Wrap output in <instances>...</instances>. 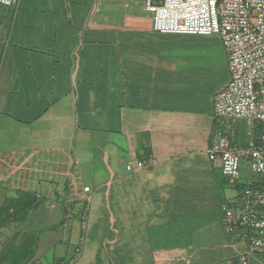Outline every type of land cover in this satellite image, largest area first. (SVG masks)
Masks as SVG:
<instances>
[{
  "label": "crops",
  "instance_id": "obj_1",
  "mask_svg": "<svg viewBox=\"0 0 264 264\" xmlns=\"http://www.w3.org/2000/svg\"><path fill=\"white\" fill-rule=\"evenodd\" d=\"M17 1L0 5V208L30 196L40 217L57 220L65 218V204L81 212L91 198L90 228L81 235L76 220L66 235L75 249L84 239V250L105 209L101 191L109 200L114 192L119 207L123 196L141 206L155 183L180 184L175 176L191 170L202 179L222 175L207 155L214 97L229 81L220 38L154 31L145 0ZM148 157L157 165L135 171V161ZM237 196L229 191L226 204ZM127 218L114 216L116 223ZM221 220L206 222L163 264L234 260L247 245L226 237ZM144 227L138 232L149 233ZM58 250L51 261L40 259V249L34 258L66 262L68 250ZM250 264H264V255H253Z\"/></svg>",
  "mask_w": 264,
  "mask_h": 264
},
{
  "label": "built area",
  "instance_id": "obj_2",
  "mask_svg": "<svg viewBox=\"0 0 264 264\" xmlns=\"http://www.w3.org/2000/svg\"><path fill=\"white\" fill-rule=\"evenodd\" d=\"M17 3L0 0V5L9 8ZM145 8L153 15V30L158 33L218 35L222 41L229 81L214 97L207 155L231 185L242 187L232 205L222 206V225L247 248L226 264H250L253 255H264V0H145ZM239 122L250 127L244 144L238 142ZM244 162L250 164L253 175L245 183ZM156 165V159L148 157L136 160L134 169L143 171ZM84 192L90 193L91 188L85 187ZM90 201L88 198L81 212L73 204H65V224L80 220L86 229Z\"/></svg>",
  "mask_w": 264,
  "mask_h": 264
},
{
  "label": "rangeland",
  "instance_id": "obj_3",
  "mask_svg": "<svg viewBox=\"0 0 264 264\" xmlns=\"http://www.w3.org/2000/svg\"><path fill=\"white\" fill-rule=\"evenodd\" d=\"M214 36L220 38L218 35ZM223 50L225 52L224 47ZM203 81L207 89L209 78L206 70ZM237 128L240 139L250 130L245 122H239ZM241 170L243 183L253 177L248 162L242 164ZM191 171L181 178L175 176L177 181L180 180V184L178 181L174 185L161 187L155 183L149 198L152 207H147L149 204L147 201L141 206H132L133 199L124 200V196L120 199L122 204L119 207L115 202L114 192L109 200L101 191L99 198L105 209H102L103 214L96 215L99 221L94 231L98 235L95 233V236L90 238L88 234L84 250V239L80 240L77 249L74 248L71 238L67 241L66 235L71 233V228L65 224V218L57 217V220H52L47 216L40 217L41 214H37L38 206L31 209L24 219L16 220L12 216L5 222L0 218V264H43L40 259L53 260L52 252L62 247L68 250V254L63 257L67 264H163L171 257L179 255L180 251H184L179 249L184 248L187 236L193 237L197 229L208 224L212 218L218 216L223 218L221 209L227 203L226 194L229 191L230 193L236 191L239 194L241 190L239 186L230 185L224 179L226 177L217 171L211 179H207L206 176L202 179ZM255 178L260 180L258 177ZM44 208H40L39 212ZM92 209L94 211V203ZM135 213L148 215L149 221L136 223L137 218H132V214ZM120 214L127 216L129 221L116 223L114 216ZM89 224L88 215V228ZM142 225L150 232L139 233L138 228L142 231ZM221 226L223 228L222 222ZM224 230L223 228V234L231 238ZM83 231L82 228L81 235ZM42 238L43 245L40 248ZM39 249L43 256L35 260V251ZM206 251L208 258H211L213 255L211 250ZM257 255L259 254L255 256ZM219 258H222V255ZM236 258L237 256L233 257L234 260ZM224 263L226 264V261Z\"/></svg>",
  "mask_w": 264,
  "mask_h": 264
},
{
  "label": "trees",
  "instance_id": "obj_4",
  "mask_svg": "<svg viewBox=\"0 0 264 264\" xmlns=\"http://www.w3.org/2000/svg\"><path fill=\"white\" fill-rule=\"evenodd\" d=\"M35 206V200H31L30 196H24V198H21V200L19 199L18 201H11L9 202V204L0 208V218H2V221L5 222H8L12 216L14 217V219L27 218L28 212ZM12 210L13 212H11ZM192 238V235H190L189 237L187 236L185 245L183 247H185L186 245L189 246L192 242ZM32 253H34V251Z\"/></svg>",
  "mask_w": 264,
  "mask_h": 264
}]
</instances>
